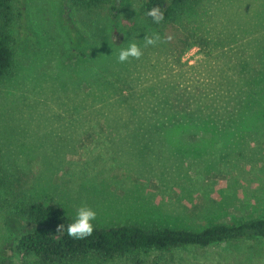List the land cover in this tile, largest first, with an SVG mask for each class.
<instances>
[{"label":"rangeland","instance_id":"1","mask_svg":"<svg viewBox=\"0 0 264 264\" xmlns=\"http://www.w3.org/2000/svg\"><path fill=\"white\" fill-rule=\"evenodd\" d=\"M140 5L12 0L14 68L0 83V250L11 254L27 228L15 206L34 201H53L73 221L90 207L96 227L199 231L264 218V121L230 108L242 79L244 108L264 104V0H192L160 25ZM154 32L161 41L145 47ZM133 41L142 57L120 63ZM191 82L202 97L181 95ZM177 111L182 125H212L221 115L224 130L163 136V123L174 120L165 117ZM137 263L264 264V239L75 264Z\"/></svg>","mask_w":264,"mask_h":264},{"label":"trees","instance_id":"2","mask_svg":"<svg viewBox=\"0 0 264 264\" xmlns=\"http://www.w3.org/2000/svg\"><path fill=\"white\" fill-rule=\"evenodd\" d=\"M192 0H141L140 11L146 20L152 25L167 24L175 21L185 10ZM108 0H68V3L79 9H93L104 5ZM154 6H160L164 11V22L156 24L146 13ZM14 20V11L12 0H0V83L8 79L14 68V52L12 49L11 26ZM219 69V76L221 74ZM232 76H241L229 71ZM217 80L214 77L213 81ZM239 88L236 99L231 101V111L239 106L240 114L237 117L255 122L264 121V104L262 107L244 108V86L245 80ZM260 83L259 80L256 81ZM193 86V89L191 87ZM195 84L193 82L186 88H182V93L189 98L193 93ZM201 89V88H199ZM220 98L223 94V86H218ZM228 90V89H227ZM264 92V89L261 90ZM202 97L203 93L198 90L193 93ZM259 105V104H258ZM170 114V112H168ZM181 113L166 116L173 118L163 123V136L180 134L183 136L194 133L193 128L199 126L203 131L212 126L214 130L216 125L218 129L224 130L225 119L216 114V119L212 125L202 126L200 121L193 123L184 119L183 125L179 118ZM232 118L229 114L225 118ZM189 119V118H188ZM191 124H194L192 126ZM200 124V125H199ZM155 125H150V128ZM137 131V130H136ZM3 180L0 176V187ZM13 216L18 220H23L27 224L25 231L18 234L16 244L7 251L0 250V264H14L13 254L19 257H33L31 264H75L90 259L111 260L115 258L127 257L134 258L140 253L156 251L161 255L172 253L181 248H207L215 245L238 242L242 240L264 239V218H255L244 221L239 224H222L206 226L199 231L182 229L175 227H151L143 228L137 224H124L118 226L96 227L90 237L85 239H74L68 236L67 226L74 222L53 201L45 204L41 201L30 202L26 205H17L13 210ZM64 225L62 231L57 232L59 225ZM138 264V263H137Z\"/></svg>","mask_w":264,"mask_h":264},{"label":"clouds","instance_id":"3","mask_svg":"<svg viewBox=\"0 0 264 264\" xmlns=\"http://www.w3.org/2000/svg\"><path fill=\"white\" fill-rule=\"evenodd\" d=\"M149 17L152 18L153 22L156 24H160L164 22L165 15L164 11L160 8V6L152 7L147 13ZM166 40H171L172 37L168 36L165 38ZM161 41V36L159 33H152L151 36L144 37V46H155L158 42ZM143 55V51L138 44L133 41L128 44L126 48H121L119 51L118 61L120 63H124L128 61L130 58L139 60ZM97 217V213L87 206H82L79 208L76 218L74 222L67 226V234L69 237L74 239H85L90 237L94 232V226L92 221H94ZM64 229V225H59L57 228V232L62 231Z\"/></svg>","mask_w":264,"mask_h":264}]
</instances>
